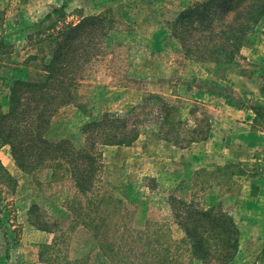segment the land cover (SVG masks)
I'll return each instance as SVG.
<instances>
[{"label": "rangeland", "instance_id": "rangeland-1", "mask_svg": "<svg viewBox=\"0 0 264 264\" xmlns=\"http://www.w3.org/2000/svg\"><path fill=\"white\" fill-rule=\"evenodd\" d=\"M194 1L205 0H0V112L8 110L14 81L43 79L40 44L35 42L55 33L48 27L60 22V15H65L64 23L77 24L105 14L111 28L102 52L82 72L74 102L52 117L50 135L66 138L80 150L86 144L83 126L108 114L137 122L145 142L161 138L187 145L193 136L189 129L205 119V109L201 106L198 117L190 118L187 111L196 107L188 100L190 91L176 84L191 80L194 87L202 86L209 62L186 58L170 28ZM63 6V12L44 20ZM62 134L68 137L60 138ZM99 146L94 185L84 190L76 187L77 171L69 170L70 164L47 162L32 173L15 165L13 175L4 168L11 177L0 179V256L8 259L4 264H203L190 256L185 236L175 243L178 230L184 234L178 224L156 226L177 223L171 200L188 203L187 181L167 186L140 180L137 151L109 154ZM159 191L173 195L167 205ZM203 198L197 197L198 208Z\"/></svg>", "mask_w": 264, "mask_h": 264}, {"label": "trees", "instance_id": "trees-1", "mask_svg": "<svg viewBox=\"0 0 264 264\" xmlns=\"http://www.w3.org/2000/svg\"><path fill=\"white\" fill-rule=\"evenodd\" d=\"M64 8L53 10L44 20ZM104 15L85 17L77 24L64 23L65 15H60L63 25L58 28L60 22L55 21L48 27L55 33H45L43 40L35 42L40 44L43 79L16 80L10 87L8 110L0 112V147H10L21 171L32 173L47 162L70 164L69 170L77 171L76 187L88 189L93 187L97 172V146L128 147L137 140V122L108 114L83 126L86 144L80 150L70 140H55L50 135L52 117L74 102L82 72L102 52L111 28ZM263 17L264 0L194 1L178 14L170 30L186 58L212 63L221 70L233 65L246 36ZM198 132L196 138L202 134ZM4 178L11 180L0 164V179ZM171 207L191 257L203 264H228L234 258L239 232L228 214L220 208L204 210L176 199L171 200Z\"/></svg>", "mask_w": 264, "mask_h": 264}, {"label": "crops", "instance_id": "crops-1", "mask_svg": "<svg viewBox=\"0 0 264 264\" xmlns=\"http://www.w3.org/2000/svg\"><path fill=\"white\" fill-rule=\"evenodd\" d=\"M262 32L264 23L260 22L245 38L233 65L221 68L220 76L213 74L215 65L208 63L204 65L206 73L202 77L205 81L202 86L194 87L191 80L181 83L176 80L173 83L183 87L184 91H190L188 100L196 106L187 111L190 118L198 117L196 111L201 106L205 109V119L194 121L189 129L195 136L198 129L201 132V123H204V131L199 138L195 136L194 140L181 147L161 138L153 143L145 142V138L139 134L128 147L99 146L102 148L100 150H107L109 154L123 149L137 151L140 160L137 175L140 180L151 179L167 186L186 180L188 203L196 204L197 197L203 196L200 209L220 208L228 214L239 232L237 251L229 264H264ZM95 97L92 95L93 100ZM3 105L0 100V106ZM65 136L68 137L62 134L60 138ZM158 151L166 153L159 154ZM9 153L8 145L0 147V164L8 168L9 173L12 171L13 175L16 166ZM130 159L133 160V157ZM158 194V197L164 198L166 205L168 198L173 196L169 191H159ZM177 224L174 221L168 224L159 222L156 226L179 228ZM176 238L178 241L175 242L174 238L175 243L184 238L181 230H178ZM186 259H190L189 255ZM6 261V256H0V264ZM192 262L199 264L197 260Z\"/></svg>", "mask_w": 264, "mask_h": 264}]
</instances>
